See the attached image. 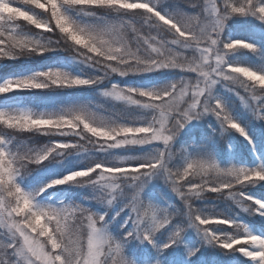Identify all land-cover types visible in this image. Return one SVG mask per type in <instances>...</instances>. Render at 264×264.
Here are the masks:
<instances>
[{
    "label": "snow or ice",
    "instance_id": "obj_1",
    "mask_svg": "<svg viewBox=\"0 0 264 264\" xmlns=\"http://www.w3.org/2000/svg\"><path fill=\"white\" fill-rule=\"evenodd\" d=\"M240 18L264 26V0H0V264H132V241L165 264L187 229L199 242L184 264L204 245L224 264H264V223L195 206L225 199L264 219V198L248 194L264 189V158L222 165L209 147L234 131L255 152L220 89L264 122V48L225 31ZM241 50L261 63L231 59ZM203 120L218 130L196 145L193 126L174 150ZM153 181L182 208L162 205Z\"/></svg>",
    "mask_w": 264,
    "mask_h": 264
},
{
    "label": "trees",
    "instance_id": "obj_2",
    "mask_svg": "<svg viewBox=\"0 0 264 264\" xmlns=\"http://www.w3.org/2000/svg\"><path fill=\"white\" fill-rule=\"evenodd\" d=\"M240 23H232L226 26V33L231 29V35L233 38H243L248 39L252 42L257 43L261 48H264V37L261 36V28L264 27L261 25V22L254 21L253 18H240ZM51 56V54H49ZM63 56L53 57L52 59H45L41 57H29L25 58L23 61L10 62L13 65L24 66L32 69L40 68L45 66L48 63H54L57 60H62ZM231 59H238L242 63L250 65H259L261 61L254 56L252 53L246 51L236 52ZM220 94L226 95L229 98V103L233 108L234 115H237L239 122L245 126L249 135L252 136L253 144L255 145V152H253V146L248 144V141L245 140L238 133L228 132L225 133V140H220L218 134L213 135L212 141L209 143V147L215 148L216 159L220 164H227L229 161L252 167L257 162L258 158H264V135L260 133V126L264 125V122L261 121H250V114L243 108L240 104V101L230 94L224 93L223 89H220ZM212 125V127L209 126ZM195 128V134L197 136L196 145L202 143L199 138V134L203 132L205 135L213 133V128L217 129L219 126L215 123L214 120H203V121H192L189 125L182 130L181 134L177 137L176 142L174 143V150L181 147V145L188 146L191 143V136L193 135ZM219 141V142H217ZM40 143H45L46 140L42 139ZM191 150V149H190ZM257 159H256V158ZM69 159H72L69 157ZM56 170L55 166H50L47 169L48 173H51ZM157 185V191L160 193V203L163 205L165 202L174 204L177 208H182L179 201L176 200L171 194L162 186V183L159 181H153ZM248 194L255 198H264V189H261L260 185L255 187H249ZM214 196V194H213ZM197 207L203 208L205 211H216L223 212L228 215H235L238 218L242 219L244 223L248 224L250 228L254 231H258V228H253V224L264 223V220L256 216H248L245 213H242L230 200L225 199H208L204 201H197ZM167 237V233L163 235L157 234V243H163ZM199 237L192 229H187L182 237V243L173 248L165 250L164 259L165 264H168V261H173L175 264H184V252L186 247L198 246ZM132 252L135 254V261L138 264H144V259L147 257L149 264H154V255L155 249L152 246L147 245L146 243L141 244L137 241H132L124 247L125 256L130 259ZM203 253L206 260H212L213 258H218L220 264H224L223 254L217 252L214 248L204 245L201 248V252L197 253L196 256L190 258V264H198V258ZM235 256L239 257V253H236ZM240 259H244L240 257ZM131 260V259H130ZM227 264H237L236 260H228Z\"/></svg>",
    "mask_w": 264,
    "mask_h": 264
},
{
    "label": "rangeland",
    "instance_id": "obj_3",
    "mask_svg": "<svg viewBox=\"0 0 264 264\" xmlns=\"http://www.w3.org/2000/svg\"><path fill=\"white\" fill-rule=\"evenodd\" d=\"M256 158V157H255ZM257 159V158H256ZM260 219H262V218H260ZM262 220H264V219H262ZM204 256V255H203ZM133 257H135V254L132 252V254H131V257H130V259H131V261H132V264H138L136 261H135V259H136V257H135V259L133 258ZM200 257V256H199Z\"/></svg>",
    "mask_w": 264,
    "mask_h": 264
}]
</instances>
